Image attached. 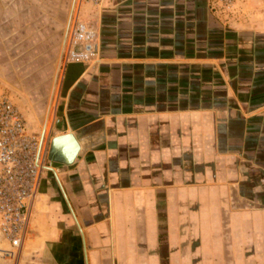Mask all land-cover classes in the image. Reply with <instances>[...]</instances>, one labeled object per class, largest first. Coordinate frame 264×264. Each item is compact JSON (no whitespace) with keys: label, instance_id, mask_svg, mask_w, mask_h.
<instances>
[{"label":"crops","instance_id":"crops-1","mask_svg":"<svg viewBox=\"0 0 264 264\" xmlns=\"http://www.w3.org/2000/svg\"><path fill=\"white\" fill-rule=\"evenodd\" d=\"M38 1L54 54L0 91L51 168L6 262L264 264V0ZM78 20L93 60L63 59Z\"/></svg>","mask_w":264,"mask_h":264},{"label":"built area","instance_id":"built-area-1","mask_svg":"<svg viewBox=\"0 0 264 264\" xmlns=\"http://www.w3.org/2000/svg\"><path fill=\"white\" fill-rule=\"evenodd\" d=\"M93 5L104 0H85ZM98 32L90 23L75 21L70 31L66 61H90L96 58ZM48 127L32 132L18 107L0 93V236L8 244L2 254L15 255L26 237L28 222L47 162ZM43 133V134H41Z\"/></svg>","mask_w":264,"mask_h":264},{"label":"rangeland","instance_id":"rangeland-1","mask_svg":"<svg viewBox=\"0 0 264 264\" xmlns=\"http://www.w3.org/2000/svg\"><path fill=\"white\" fill-rule=\"evenodd\" d=\"M221 1L225 8L234 6L233 0ZM254 1V4L258 6L262 5L263 2L262 0ZM50 5L45 10L51 9ZM42 11H44V4L38 0H0V81L3 82L2 84L9 85V82H11V76L5 74L7 68L4 65L10 57L16 59L29 58L30 63L36 65L45 55L50 58L54 54L53 47L47 50L51 45L50 41L53 36L46 31L52 32L49 28L52 20L39 17L38 13ZM71 29L72 27L69 33ZM45 51L48 52L43 56ZM13 69L21 70L23 68L15 66ZM0 93L4 92L0 91ZM4 94L6 95V93ZM62 141V139L58 141L59 144L57 145L62 144ZM69 142L71 145V140ZM7 247L8 244L0 240V264H8L6 260L12 257L2 254V249Z\"/></svg>","mask_w":264,"mask_h":264},{"label":"water","instance_id":"water-1","mask_svg":"<svg viewBox=\"0 0 264 264\" xmlns=\"http://www.w3.org/2000/svg\"><path fill=\"white\" fill-rule=\"evenodd\" d=\"M64 138H66L65 141L70 139L72 142V144L69 145V149H68V151H69L68 159H71L73 157L74 152L77 149V143H76L72 134L67 133V134L59 135L53 139V143L57 145V144H59L58 141H60L61 139H64Z\"/></svg>","mask_w":264,"mask_h":264},{"label":"bare ground","instance_id":"bare-ground-1","mask_svg":"<svg viewBox=\"0 0 264 264\" xmlns=\"http://www.w3.org/2000/svg\"><path fill=\"white\" fill-rule=\"evenodd\" d=\"M41 134H43V133H41ZM69 140V139H68ZM70 141V140H69ZM64 142H65V140H64ZM0 240H1V236H0Z\"/></svg>","mask_w":264,"mask_h":264}]
</instances>
